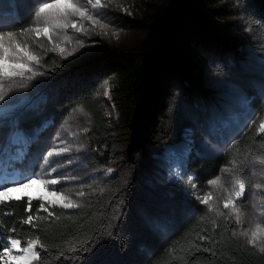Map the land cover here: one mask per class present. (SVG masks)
I'll list each match as a JSON object with an SVG mask.
<instances>
[{"label": "rangeland", "instance_id": "1", "mask_svg": "<svg viewBox=\"0 0 264 264\" xmlns=\"http://www.w3.org/2000/svg\"><path fill=\"white\" fill-rule=\"evenodd\" d=\"M76 2L84 4L86 0ZM102 3L108 4V15L96 17V26L82 21L87 35L68 28L66 34L72 39L62 41L52 33L54 41L62 43L68 51L77 49L70 56L52 51L53 45L45 36L29 38L41 57L36 71L44 73L42 60L48 54L73 63H80L88 56H95L101 62L142 56L149 40L144 22L160 10L163 0H111V3L102 0ZM206 6L208 11L216 12L218 19L214 23L224 37L231 35L244 45L239 43L234 49H224L217 41L205 40L197 46L202 56L201 68L213 73L231 70L242 84L223 78L206 84L202 93L184 80L166 82L171 88L170 106L163 116L170 127L163 139L134 143L127 124L129 105L114 97L112 86H104L97 97L110 130L109 138L103 141L108 146L104 151L98 145L103 142L93 116L82 107L62 108L59 87L49 84L46 74L28 81V88L17 94L14 104L0 110V187L11 184V177L20 180L36 174L42 179L54 178L55 173L45 175L50 171L45 163V159H51L47 151L53 146H63L64 141L72 149L66 154L71 157V163L65 160L60 171L70 179L50 187L49 191L59 190L81 207L69 209L33 201L75 212L93 208L101 215L93 242L82 248L76 242H69L65 245L66 252L48 264H137L138 258H143L145 264L152 251L142 240L143 233H149L164 246L175 231L197 214L199 207L210 205L224 210L236 223L235 237L240 243L261 251L264 233L256 245L249 244L250 237L240 233L254 231L257 226L264 229V163H261L264 159L232 161L221 168L217 177L206 182L198 179L191 165L196 159L225 156L231 144L259 120L256 102H264V50L260 37L249 24L243 0H212ZM75 19L79 22L78 17ZM33 24L34 18L19 7L18 0L0 3V30L18 33ZM103 24L109 27H101ZM78 39L83 40L85 47H79ZM41 44L43 48L39 47ZM183 84L188 95L178 98L179 93L185 92ZM106 90L109 96H105ZM262 123L264 118L260 126ZM260 126L258 132L264 137ZM86 128L90 131L85 132ZM6 175L10 176L8 180L4 179ZM212 180L218 183L210 184ZM237 180L244 182L245 192L234 199L238 210L234 212L231 207L223 208V201L234 197ZM22 192L35 197L43 193V188L34 184L9 193V197L23 196ZM81 192L83 196L79 195ZM209 194V205L198 199ZM78 251L85 257L75 256Z\"/></svg>", "mask_w": 264, "mask_h": 264}, {"label": "trees", "instance_id": "2", "mask_svg": "<svg viewBox=\"0 0 264 264\" xmlns=\"http://www.w3.org/2000/svg\"><path fill=\"white\" fill-rule=\"evenodd\" d=\"M209 1L212 0H163L160 10L144 22L149 40L140 57L101 62L95 56H88L80 63H73L48 54L42 60L43 71L47 82L59 87L61 107L87 110L99 130L100 142L106 141L110 130L97 97L102 87L112 86L114 97L130 107L127 124L134 143H138L163 139L167 134L170 123L163 112L170 106L171 88L166 82L183 83L184 80L202 93L206 84L223 78L242 84L231 70L213 73L201 68L202 56L197 46L205 40L217 41L224 49H234L239 43L244 45L231 35L224 37L214 23L218 19L216 12L206 8ZM243 2L249 24L260 37L264 50V0ZM182 89L185 92L179 93L178 98L188 95L184 84ZM256 105L259 120L231 144L225 156L196 159L191 164L200 181L217 177L221 168L232 161L244 163L250 158L264 159V137L258 132L264 118V102H256ZM98 145L104 151L108 148L104 142ZM40 204L32 201L31 212L26 210L27 198L0 205V250L9 236L21 239L22 247L26 246V240L38 237L44 246L37 245L41 257L38 263L48 264L66 252L65 245L69 242H76L81 248L93 242L101 224V215L96 209L75 212L44 204L47 209L44 211L39 210ZM218 211L223 215L210 207H199L197 214L175 231L164 246L149 233H143L141 238L152 251L145 264H264V252L240 243L232 235L236 223L224 210ZM29 215L33 216L36 227L22 223ZM13 228L15 233L11 231ZM75 256L83 258L85 254L78 251ZM137 264H144V259L138 258Z\"/></svg>", "mask_w": 264, "mask_h": 264}, {"label": "snow or ice", "instance_id": "3", "mask_svg": "<svg viewBox=\"0 0 264 264\" xmlns=\"http://www.w3.org/2000/svg\"><path fill=\"white\" fill-rule=\"evenodd\" d=\"M3 0H0L2 3ZM111 3V0H109ZM18 5L23 10L29 13L30 17L34 18V24L31 27L23 28L20 32L3 31L0 30V110L6 109L8 106L13 105L17 99V94L28 88V81H31L35 76H43L44 73L36 71L35 66L41 65V57L37 54L36 50L33 49L29 43L30 37L38 38L45 36L48 42L53 45L52 51H59L63 56L65 54L72 55L76 48L72 51H68L62 43H56L53 39V32L62 40L70 41L72 38L67 36L66 30L68 28L75 29L77 33L88 34L87 29L84 27L82 21H89L93 26L98 25L96 17H107L108 4L102 3V0H86V3L80 4L76 0H18ZM79 18V22L75 18ZM103 28H108L109 24L100 25ZM76 43L79 47H85L83 40H77ZM43 48V44L39 46ZM105 96H109V90L105 91ZM85 132L90 129H84ZM260 131L264 133V123L260 126ZM63 146H53L50 151H47V157L45 163L49 164L50 171L45 175L51 176L55 173L54 178L42 179L36 174L26 175L20 180H15L11 184H4L0 187V205L4 204L7 200L15 199L17 201L27 197L28 207L27 211H32V201L36 199L38 201H46L52 205H60L63 208H79L80 204L72 201L70 197L64 195L59 190H51L49 188L60 184L70 179L63 172L60 171V166L66 160L71 163V157L66 154L72 151L71 147L64 141L61 142ZM63 157V160L57 159ZM264 163V161H261ZM111 171V170H109ZM10 176H5L4 179L8 180ZM210 184H217V180H212ZM34 184H40L43 188V193L33 197L29 193H24L23 196L9 197V193L19 192L22 189L31 187ZM236 185L238 191H235L234 197L230 196L228 199L223 201V208H232L234 212L238 211L234 207V199H239L244 195L245 184L242 180H237ZM195 187V185H193ZM79 195L83 196L81 192ZM201 203L205 205L210 204L211 194L203 198L198 197ZM39 210L47 211L44 208V204L39 205ZM210 210L217 211L219 215H223L218 209L210 205ZM51 215V214H50ZM237 223L240 222V217H236ZM23 224H33V216L29 215L27 219L22 221ZM15 233V228L11 229ZM261 233H264V229L257 226L256 230H249L248 232H241L240 235L250 237L248 240L249 244L256 245L258 238ZM236 235L235 232L232 233ZM201 239H208L202 237ZM26 246L22 247V241L19 238H12L11 236L6 238V242L2 245L0 250V261L3 264H33L34 261L40 260V253L36 250L37 245L43 248V244L40 239H28L25 241ZM198 247V246H196ZM15 251V254H14ZM261 251H264V241L261 242Z\"/></svg>", "mask_w": 264, "mask_h": 264}, {"label": "bare ground", "instance_id": "4", "mask_svg": "<svg viewBox=\"0 0 264 264\" xmlns=\"http://www.w3.org/2000/svg\"><path fill=\"white\" fill-rule=\"evenodd\" d=\"M23 193H26V192H22V194H23Z\"/></svg>", "mask_w": 264, "mask_h": 264}]
</instances>
